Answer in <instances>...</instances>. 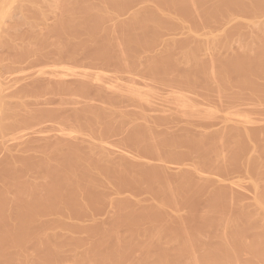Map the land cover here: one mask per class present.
Listing matches in <instances>:
<instances>
[{
    "label": "bare ground",
    "instance_id": "obj_1",
    "mask_svg": "<svg viewBox=\"0 0 264 264\" xmlns=\"http://www.w3.org/2000/svg\"><path fill=\"white\" fill-rule=\"evenodd\" d=\"M131 1L132 0H0V46L6 47L7 50H10V52H13L15 55L17 53L25 54V53H29V52H32V53L34 52L36 54L35 57L38 56V57H41L42 59L44 57V59H45L46 57H49L47 55H49V53H51V52H53V54L55 52L56 55H60V54H62V52L63 53L66 52L67 53V51H65V49H68V51H69V46H70V49L72 47V51H70V52L72 53L73 57H75L76 56L75 54H76V51H77L76 48L78 46L81 47L80 45H82L81 48H83V45H90L91 46V45L99 42L100 46H98V45L97 46L99 48H101L100 51L98 50L99 51L98 53L100 54V56L102 55L101 57H105L109 53H111V55H113L116 58V60L119 61L121 63V65L123 66V65H127L129 63V62L127 63V61L133 60V59H129L130 56H131V52L133 54V52H138V50H141V49L144 50V47L147 46V43L151 39L150 38L148 40V38L145 37L147 31L150 32V30H152L155 34L157 33L156 35L158 36L159 33L160 34L163 33L162 31H164L166 23L171 22V24H172L174 22V20H178V21H181V20L187 21V20H189L188 21L189 22V27H188V30H187L186 34L191 35V34H195L196 33L198 35V31H199L198 25L201 26L200 24H202V25H204V28H205L210 23H212V25H213V22L215 23V22L223 21V22H226V23L224 24V27L221 26L222 28L219 29L218 32L216 31L217 33L215 32V30L213 31L211 28H209L208 31L205 30L206 32L212 33L213 35H216V36L221 34L219 37L218 36L217 37L214 36V38L212 37L214 40H212V44L211 45H208L211 42H207L206 46H205L204 42L199 41L198 43H196L197 45L195 44L196 46L194 44H192V45H194V46H192L191 44L189 45V43L187 41L189 46L186 47V48L184 47L183 49H181L182 51H180V53H179L176 50L175 45L173 44L174 42L172 43V45H171V43H168L169 45L164 47L163 51H160L158 53L156 52V54L153 53V55L150 57V59H148L147 67L145 65L146 71L148 72V70L150 69V70L153 71L152 74L149 71L150 72L149 74H151V76L155 72H157L160 75L161 74L164 75L165 79H167L168 78L167 75L169 74L170 69L173 70L174 68H179L177 70L178 72L176 70H173L174 73H175V71L177 73L174 76V78H176V79L172 78L173 81L176 80V82H177V80H179L178 82L181 83V84L186 82V84L192 85V84H195V83H197L198 81L201 80V81L206 83V84L205 83H203V84H205V85L208 84L211 87L213 86L216 89V91L218 90V95L220 96V94H222V96H221L222 99L224 98L223 94L225 96H226V94L227 95L230 94L229 96L232 95L234 98H236V95L240 94L238 96L241 97V94H242L241 90L244 89V88H247V89H250V90L252 89V94L253 95L256 93V92L253 93L255 90L257 91V93H258V91H260L259 92L260 94H258V95H261V96H259V97H261V98L263 97L264 98V18L262 17L263 19L261 18L260 20H256L257 19V17H256L257 16L256 15L257 11L261 10L262 8H264V0H143L142 2H144V4L139 6L138 9H135L129 15L127 21H124V20H126V18H125L123 21L119 20L118 23L116 22L115 25H112V26L104 25V24L101 23L103 20H105V19L107 20L108 18L109 19H112V18L113 19L114 18L115 19H120V15L118 14L117 11H116L117 12V14H116L115 10L121 9L122 6H124L125 4H127L128 2H131ZM48 12H53V14L49 13V15H51L52 17L55 16L54 17V21H53L52 24H50V23L47 24L48 23L47 17L49 16V15L47 16ZM114 12H115V14H114ZM238 12H243V13L247 12L248 15H243L242 16L241 14H237ZM38 19L41 20L42 22H39ZM8 24H10V25H8ZM23 24L24 25L28 24V27H27L26 31H27V33L30 36H28V34H26V36L30 37L31 40L28 41V39L26 37L27 40H25V43H23L21 46H19L20 44L18 45L19 42L16 39L21 37L20 35H18L20 33L18 31H19L20 26L22 27ZM39 24H42V26L39 25ZM6 26H8V27H6ZM25 26H27V25H25ZM43 29H44V31L46 29H48L50 31V33H51V30L55 31L56 32L55 39H53L52 36H51V38L53 40H51L50 38L48 39V35L49 34L48 35H42L43 33L41 34V31ZM147 34H150V33H147ZM212 34H209V35H212ZM17 35L19 37L16 38ZM232 36H236V37L239 36L241 38H237V40H235V39L232 38ZM24 37H25V35H24ZM24 37H23V39H24ZM159 37H160V35H159ZM191 37H192V35H191ZM210 40H208V41H210ZM102 41H104V42H102ZM234 41L235 42L238 41V45H239L238 47L239 48L237 47L238 48L237 51L234 50L233 48H231ZM151 42H149V43H151ZM149 43H148L147 47H149ZM152 44H154V43H152ZM204 46H205V50L206 51H207L208 48H210L212 46L211 47L212 49H210L211 50V54H209L210 55L209 59H207V57L202 58L203 57L202 56V52L204 51V50L202 51V49H203ZM207 46H208V48L206 49ZM92 48H94V47H92ZM221 48H223V49L225 48L226 49L224 51L225 53L221 52L222 51ZM77 49L80 50L79 48H77ZM89 49H91V47ZM146 49H148V48H146ZM96 52H97V49H96ZM71 53H69V57H71V55H70ZM98 53H96V54H98ZM140 53H142V52H140ZM134 55L137 56V54H134ZM96 57H98V56H96ZM96 57H94V58H96ZM134 57H131V58H134ZM75 58L73 59V61L75 60ZM115 58H113V59H115ZM2 59H4V58H2ZM70 59H72V57ZM97 59H99V58H97ZM137 59H139V58H137ZM0 60H1V58H0ZM135 60H136V58L133 60V62ZM100 61H101V59H100ZM0 64H1V62H0ZM9 64H12V62L10 63V61H9ZM46 64H47L46 65V69H44L45 67L42 68L43 66L39 67L38 69L36 67L37 72H35L32 76L35 75L37 77H40V76L43 77L44 76L43 74H45V75L48 74L49 75V73H50V74H53V75H50L51 78L53 76H55V75L56 76H58V75L59 76H62V75L63 76L64 75L68 76V75H70V76H75V77L78 76L77 77L78 79H79V77H81L83 79V80H81L82 82L81 81L78 82V80H77V82H76L77 85L76 84H72L73 86H71L70 83L69 84L65 83L66 79L63 80L64 82L61 81L62 78H64V77H62V78L61 77H57V79L59 78L61 80L58 79L59 81L56 82V79H55L56 76H55V78H54L55 80L54 81L57 84L52 83V84H49V85H54L55 84L57 89H60V91H62L61 89L67 90V88H69V90H70L75 85V87H77V86L79 87V88L77 87L78 90L79 89L80 90L84 89V92H85V89L88 87V85L87 84L85 85V83H87L88 80L90 82V81H92L93 78H95L96 80L98 79V81L100 82V79H101L100 77H98L99 75H95V74L94 75L97 78L92 74L94 77H91V79H88L91 76V75H89L91 73H88L85 70H77L75 68H74L75 69L74 70V69H72L73 67L68 69L70 66L68 67L66 65H63L62 63L61 64H56V63L55 64H51L50 63V65L48 63H46ZM13 65H14V63H13ZM41 65H39V66H41ZM60 66H61V68H60ZM208 66H211L210 70L207 69ZM127 67H129V66H127ZM180 67H181V69H183L182 67H186V69H188V70H183L186 73L182 72V74H179V71H182V70H180ZM147 68H148V70H147ZM33 69H35V67H33ZM122 69L124 70V67ZM132 69H134V66L132 67ZM193 69H197V71H199L200 75H197V73L195 74ZM0 70H1V68H0ZM8 70L10 71V69H8ZM13 70H17V69H12L11 71H13ZM29 71H28V73L26 72L28 74L27 77L31 76V75L29 76ZM17 73H21V72H19V70H18ZM23 73H21V74L24 75V79H26L27 78V77L25 78L26 73L25 74H23ZM170 73L172 75L174 74V73H172V71ZM13 74H15V72ZM128 74H131V73L128 72ZM9 75H11V74H9ZM9 75H8V77H9ZM140 75H143V74H140ZM155 75H156V77L157 76L159 77V75H157L156 73H155ZM16 76H17V74H16ZM35 76H34V78H35ZM171 76L169 74V77H171ZM45 77L46 76H44V78ZM130 77H133V76H130ZM156 77L154 76V79ZM164 77L162 76L161 78H164ZM48 78H49V76H48ZM51 78H50V80H51ZM161 78H160V80H161ZM39 79H41V78H39ZM72 79H74V78H72ZM86 79H88V80H86ZM95 79H93V80L95 81ZM168 79H169L168 81L170 83L171 79L170 78H168ZM67 80H68V78H67ZM68 81H70V80H68ZM85 81H87V82H85ZM155 81H157V80L155 79ZM182 81H184V82H182ZM201 81H200V83L202 84ZM43 82H44V80H43ZM45 82H47V78H46ZM105 82H103V83H105ZM40 84H42V83H40ZM89 84L92 85L91 83H89ZM172 84H174V82ZM2 85H3V83H2V80L0 79V112L2 111L4 113L3 119H0V128H1V130L2 129H6V128L14 127V126H16L17 124H19L21 122L20 121L21 116H19V110L16 108V106H18L19 102L23 103L22 101H24L23 99H22V101H18V97H17L16 103H17V101H18V103L15 104V101H13L14 104L16 105L15 107L14 106H10L11 103H10V105H8L6 103L7 102L6 96L4 95L6 93L3 92V88H2L3 86ZM43 85H45V84H43ZM97 85L101 86V88L104 87L103 85H101L99 83H97ZM154 85L156 86V84H154ZM177 85H180V84H177ZM85 86H87V87H85ZM105 86H107V84ZM198 86H200V85H198ZM47 87H49V86H47ZM110 87H108V88H110ZM112 87H114V86H112ZM133 87H132V89L134 90V92H136V90L134 89L135 87L134 88ZM157 87H159V86H157ZM175 87H177V86H175ZM211 87H210V89H211ZM49 88H51V87H49ZM89 88H87V90ZM206 88L209 89L208 86ZM28 89H29V87H28ZM111 89H113V88H111ZM130 89H128V91H130ZM185 89L187 90V88H185ZM193 89H192V91H193ZM75 90H77V89H75ZM114 90H115V87H114ZM187 91L189 92V90H187ZM198 91H200V89ZM203 91L205 92V90H203ZM17 92H18V90H17ZM55 92H56V90H55ZM67 92H69V91H67ZM70 92H71V90H70ZM130 92L133 93L132 91H130ZM194 92H195V89H194ZM209 93H211V92H209ZM257 93H256V95H257ZM136 94H139V92H136ZM206 95H208V94L206 93ZM216 95L217 94H215V96ZM246 95H249V93L246 94ZM253 95L250 94L249 96L251 97ZM219 96H217V97H219ZM20 97H22V96H20ZM130 97H131V95H130ZM213 97L214 96H212L211 98H213ZM61 98L62 97H60V99ZM186 98H188V97L186 96ZM203 98H205V97L203 96ZM209 98H210V96H209ZM237 98H239V97H237ZM131 99H133V98H131ZM245 99H247V98H245ZM248 99H250V98H248ZM61 100H62V103H66L64 97ZM63 100H64V102H63ZM68 100L69 99L67 98V101ZM255 100H257V99H255ZM238 102H239V100H238ZM88 103H90V102H88ZM88 103H87V105H88ZM244 103H245V100H244ZM246 103H247V101H246ZM23 104H22L23 108H24V106L26 108L27 104L26 105H25V103H23ZM19 105H20V103H19ZM22 105H20L19 107L21 108ZM28 105H29V103H28ZM90 106H91V104H90ZM90 106H89V108L88 107L84 108V110L87 111V112H84V113L88 114V112L90 111V113L92 115H95L96 112H95V114H93V112H91V110H90L91 109ZM59 107H61V106H59ZM93 107H95V106H93ZM86 108H88L89 111ZM103 108L106 109L105 107H103ZM103 108H101V109H103ZM28 109H29V111H28ZM28 109H27V111H25L26 114H24V117H27V118L32 117L33 118L34 117L33 116L34 113L30 112V108H28ZM32 109H34V108H32ZM53 110L56 111L54 108H53ZM53 110L52 109L51 110H49V109L46 110L45 109L42 112H44V111L50 112V111H53ZM22 111H24V110H22ZM22 111H21V113H22ZM104 111H103V113H105ZM247 111H249V110H247ZM247 111H246V113H247ZM113 112H116V111L113 110ZM118 112H120V116H121V112L122 111H118ZM40 113L41 112L39 110V113L37 112L36 115H38ZM44 113H46V112H44ZM76 113H77V111H76ZM80 113H81V111L78 113V116H80V115L82 116V114H80ZM101 113L98 112V114H101ZM103 113H102V115H103ZM139 113H141V112H139ZM174 113H175V111H174ZM196 113H198V112H196ZM207 113H205V114H207ZM242 113H240V114H242ZM91 114H90V116H92ZM107 114H108V112H107ZM184 114H185V112H184ZM193 114H194V112H193ZM84 115H86V114H84ZM175 115L177 116V114H175ZM88 116H89V114H88ZM88 116H86V117L88 118ZM97 116L91 118V120L95 119L99 123L100 121H98V120H101V119H98L99 116H98V118H97ZM105 116H106V113L104 114V117ZM122 116H123V113H122ZM248 116H249V114H248ZM39 117L35 116V118H38V119H39ZM124 117L125 116H123V118ZM126 117H127V115H126ZM126 117H125V119H126ZM186 117H189V114ZM206 117H208V116L206 115ZM0 118H2V117H0ZM77 118H80V117H77ZM83 118L85 119L84 116H83ZM111 118H112V116H111ZM111 118L109 117V120H106L105 118L104 119L106 121H110ZM123 118H120V119L124 120ZM204 118H205V116H204ZM242 118L244 119L245 117H242ZM7 119H8V121H6ZM38 119H37V121H39ZM120 119H118V120H120ZM29 120H31V119H29ZM79 120H81V119H79ZM88 120H89V118H88ZM88 120H87V122H88ZM146 120H148V119H146ZM76 121L78 122V120H76ZM106 121H103V122L101 121V122L102 123H106ZM115 121H116V119H115ZM247 121L249 123H253L252 119L250 118V116H249V118L247 117L246 120H244L243 122H245L247 124L248 123ZM25 122H27V120L24 121V124L26 126L27 123H25ZM87 122H84V123L89 125ZM111 122H114V120L111 121ZM141 122H144V121L143 120L140 121L139 127L141 128L140 125H142V128L143 127L146 128L147 125L145 126V123L142 124ZM21 123H23V122H21ZM147 123H149V122H147ZM226 123H227V121H226ZM109 124H110V122H109ZM135 124H137V126H138V123L135 122ZM230 124H231L230 125L231 127H228V128L225 127V129L227 128L226 131L228 130L226 133H221L222 131L225 132V130H222L221 132H219V130L217 129L218 131L215 130L213 132H206L204 130V132H199L198 134H195L194 136L192 135L194 137L193 138L194 142L192 141L193 142L192 144L194 145V143H195L197 148H198V146L199 147L203 146L202 147L203 151L204 152L207 151L206 154L208 156H209V153H210V152L208 153V151L209 150H214V152H213L214 153V157H215V159H213L214 162H216L217 160H219V161L221 160V162H222L223 160L226 161L227 159H225L226 155L224 154L225 157H223L224 155L222 154V151L220 152V150H218L220 148L219 144L223 145V143H225L226 141L227 142L229 141V143H228L229 145L231 143H233V142H234V144L236 143L235 145H239L242 142V140L245 139V141L247 142V143L245 142V145H247V144L249 145L248 142H252L251 140L254 137H256L255 135H258L261 132V131H259V129H257L258 131L255 132V130H256L255 128H254L255 129L254 131L253 130L251 131V129L249 128L251 126L248 125V124H247V126H248L249 130L247 129L245 124H244V126L243 125L241 126V127H245V128H240L239 127L240 125L237 126V125L232 124V123H230ZM76 125H77V123H76ZM90 125L93 127L94 123L90 124ZM90 125H89V129L92 128ZM98 125H95V126L97 127ZM190 125H192V124H190ZM190 125L188 124V126H190ZM253 125H255V124H253ZM253 125H252V128L255 127ZM21 126H23V124ZM30 126H32V125H30ZM72 126L73 125H71V127ZM102 126H104V125H101V127ZM137 126H134V127L135 128H139ZM149 126H148V128H149ZM227 126H229V124H227ZM27 127H29V126H27ZM32 127L34 128V125ZM55 127L58 130L60 128V127L58 128L57 125ZM82 127H84V126H82ZM154 127H155V125H154ZM75 128L77 129V126ZM131 128H133V127H131ZM145 128L143 129V131L145 130ZM190 128H188V129H190ZM260 128L262 129V126ZM28 129L31 130V127L28 128ZM50 129H54V128H50ZM56 129H54V130H56ZM69 129H70V127H69ZM85 129H87V128H85ZM121 129H123V128L121 127ZM184 129L187 130L186 126H185ZM184 129H182V130H184ZM71 130L74 131V129H72V128H71ZM95 130H99V129H95ZM132 130H133V132L135 130L137 133H139V131H137L136 129H132ZM148 130L149 129H147L146 131H148ZM153 130H154V128H153ZM185 130H184V132H185ZM263 130H264V127H263ZM13 131H12V133H13ZM23 131H25V130H23ZM23 131H22L23 134L28 132L27 130H26L27 132L26 131L23 132ZM62 131H65V130H62ZM143 131L142 130L140 131L141 135H143L142 134ZM187 131L190 134L192 133V131L191 132L189 130H187ZM10 132H11V130H10ZM20 132L21 131L16 132L15 134L16 135L22 134ZM35 132H37V131H35ZM149 132H148V137H149ZM188 132L187 133L185 132L184 134L188 135ZM1 133H2V131H1ZM31 133H33V132H31ZM146 133L147 132H145L144 135ZM193 133H197V132H193ZM263 133H264V131H263ZM124 134H125V132H124ZM130 134H132V133H130ZM139 134H137V135H139ZM6 135L7 134H5L4 136H6ZM78 135H76V133H75L74 134L75 138H76V136L80 137ZM173 135H175V134H173ZM260 135L262 136V134H260ZM57 136H58V134H57ZM126 136H128V133H127ZM192 136L189 135V137H192ZM29 137H31V135L28 136V138ZM33 137H34V134H33ZM33 137H32V139H33ZM39 137H41V136L39 135ZM143 137H146V135L143 136ZM148 137H146L145 140L148 139ZM164 137L166 138V135ZM164 137L162 136V138H164ZM0 138H2V136ZM28 138H25V139H27V141H28ZM45 138H47V137H45ZM67 138L68 137H66V139H64V140H67ZM139 138H140V136H139ZM139 138H138V141H139ZM6 139H7V137H6ZM8 139H9V137H8ZM8 139H7V141H8ZM41 139L43 140L44 138H41ZM159 139L160 138H158L157 140H159ZM263 139H264V137L262 138V140ZM11 140H12V138H11ZM56 140H58V139L56 138ZM125 140L127 141V139H125ZM141 140H143V139H141ZM141 140L139 141V143L143 142ZM149 140H153V142L156 141V139H153V137H152V139H149ZM257 140H259L258 137H257ZM30 141L33 142V140H31V139H30ZM38 141L39 140L35 141V144H39L41 142L40 141L39 143H36ZM50 141H52V140H50ZM61 141H62V139L60 140V143L57 142L60 145L57 144V148H55V149H54V144H53L55 141L52 142L53 149H51V150L49 149L48 151L45 150L48 153L43 151L44 149L40 150L42 148L40 146L41 148H39L38 150H40L41 154L38 155V158H37V155H36L37 153L32 150L34 152L33 155H36L37 160L39 159L38 163L35 161V166L36 167H33V168L39 170L38 171V176H40L39 175V172H40V174L43 175L42 179L45 182H46V180H48V176L50 177V179L48 180L49 182H47V183L42 182L41 179H40L41 177L40 178L36 177L37 176V173H36L37 171H35L34 169L33 170L36 173L35 174L36 176H34L36 178H34V179H33V177H32V179L29 178V175L27 176V173L30 174L29 171L26 174H22L26 170H24V167H23L24 165H22V163H21V160H22L21 158L18 157L20 162L15 160V159H9L7 161L5 159V161H6L5 164H4L5 161L3 162L4 159L2 160L1 164L3 163L4 165H0V168L2 169L5 166L6 169L8 168L9 172H7L8 170L4 171L5 174H6V176H5L6 179L2 183H0V263L5 262V261L8 263V262H11L13 260V262H14V263L12 262L13 264H30L31 259L33 260L34 257H36V261L39 264H51V263H48V261H46L47 258L49 259L52 254H53V257L55 255L57 257V254H54V253H58V254L61 253V252L64 253V249H68L69 246H68L67 243H70V242L66 241V238L63 237V240H62V237H59L57 234H55L53 232H50L49 230L51 229L50 228L51 226H49V228H48L49 230L48 229L46 230V228L42 229V227H40V226H43V225H39V227L42 229L41 231H39V228H38V230L36 229L37 228V224L36 223L39 224L40 221L43 222V220H44V219H40V217L39 218L36 217L40 213L39 211L44 205L48 206L49 205L48 203H53L54 204V202H55L56 204L59 203L58 204L59 206H62V205L66 206L65 202H67V201L69 202L70 201L69 202V205H70L71 202H72L71 200L75 199L74 200L75 201L74 202L75 205H77V203H79V202L80 203L82 202L81 204L80 203L79 204L83 205L85 210L86 209L90 210L89 206L91 205V202H93V201H91L89 198H86L87 200L89 199L91 201L90 204L88 203L89 205H86L87 202H85V201H87V200L84 197V199H85V201H84L83 196H85V195H82V193L86 194V196L87 195L89 196L90 195L89 194L90 189L93 190L92 186L95 183H97V181L94 180L97 177H95L94 175H96V176L97 175H101V173H100L101 169L102 170H104V169L107 170V168H104V167H102L99 170L98 169V164L103 165V166L104 165H111V163L113 161L111 162V159H109V155H106L105 153H101L99 159L95 158L96 157L95 156V152L96 151L92 149L93 148L92 146H91V148L87 149V150H89L88 152L85 151L86 153L84 151H83V153H80L82 151L78 152L80 149H78L76 147L75 148H73V147H69L68 148V147L65 146L68 140L66 141V143H65V141H63L65 143V144L63 143L64 144L63 146H65L64 148L68 149V150L64 151L65 149L64 150L60 149V146L62 147ZM164 141L166 142L165 139H164ZM25 142L26 141H24V143ZM148 142H145V145L147 144L148 147L145 146L144 149H146V148L148 149L151 146ZM160 142H161V140H160ZM186 142H187V140H186ZM2 143L5 144V140L1 139L0 144L2 145ZM19 143H20V141H19ZM21 143H23V142H21ZM28 143H30V142H28ZM42 143H43V141H42ZM45 143L47 145L50 144V142L49 143L45 142ZM45 143H43V145ZM70 143L73 144V146L75 144V143H72V141ZM131 143H133V142H131ZM139 143L137 142V144H138V146L136 145L137 148L140 145H143V144L139 145ZM150 143H152V142H150ZM176 143L174 142V143H172V145L176 144ZM243 143H244V141L241 143L242 146H244ZM260 143H259V145H260ZM262 143H263V144H261L262 147L258 148L259 150L261 149V151H258L259 153L257 152L255 156H252V158H249V160H248L249 161L248 163L250 164L252 170H253V168L257 169L258 171H260V173L263 170V169L260 170L261 169V165L264 166L263 165L264 164V142L262 141ZM52 144H50L49 147H51ZM55 144H56V142H55ZM153 144L154 143H152V146L154 148L157 143L154 144V145ZM163 144H165V143H162V145L160 143V146L161 147L165 146ZM253 144H255V143H253ZM33 145H31V146H33ZM47 145H46V147H48ZM58 146H59V148H58ZM190 146L192 147L191 144H190ZM1 147L2 146H0V148ZM141 147H140V149H141ZM157 147H158V145H157ZM227 147H228L229 150H231V148H234L235 146L233 145V147L230 148V146L227 145L226 148ZM35 148H36L35 151H37V147H35ZM166 148L168 149L169 145L166 146ZM166 148H164V149H166ZM204 148H205L206 151L204 150ZM216 148H217V150H216ZM221 148H223V147L221 146ZM76 149H78V151ZM159 149L160 148H158L156 150H158V152H160L161 149L160 150ZM173 149H174V147H173ZM199 149H201V148H199ZM228 149H226V150H228ZM237 149H240V148H237ZM5 150H4V153H5ZM7 150L9 151V148ZM154 150H153V153H154ZM170 150H172V149H170ZM170 150L168 149L167 151L169 152ZM8 151H6V156H7V152ZM138 151L139 150H137V152ZM177 151H179V149H177ZM40 152H38V153H40ZM145 152H148V151H145ZM150 152H152V150ZM225 152L228 153V151H225ZM231 152H232V150H231ZM231 152H230V155H231ZM29 153L31 154L32 152H29ZM138 153H140V151ZM164 153H165V151H164ZM13 154H12V156H13ZM8 155H10V154L8 153ZM242 155H244V154H242ZM20 156H22V155H20ZM208 156H206V157L208 158ZM210 156H211V153H210ZM9 157H11V156H9ZM33 157H35V156H33ZM238 157H239V155H238ZM209 158H212V156L209 157ZM209 158L207 159L208 161H206V162H209L210 160L212 161V159L209 160ZM127 159H129V158H127ZM25 160H27V157H26ZM159 160L161 161V159H159ZM92 161H96L97 162L95 164V166L97 165L96 167H94ZM225 161H223V162L225 163ZM217 162H216V164H217ZM223 162H222V164H223ZM130 163H132V162H130ZM218 163H220V162H218ZM27 164H26V168H27ZM127 165H128V163H127ZM159 165H161V164H159ZM111 166H114V167L110 168L111 170H113V168L117 167L116 169H118L119 171L115 170V169H114V171L115 172L118 171L119 172V176H123V177L125 176L124 174H126V176H127V173H129V174L134 173L136 175L139 172V170H138V172L135 173L134 172V171H136L135 169H134V171H131L130 168H128V166H125V165H123V167H120L121 163L119 165L118 162L116 164L111 165ZM142 166H143V164H142ZM154 166H156V163L154 164ZM161 166L164 167L163 164ZM223 166H224V164H223ZM159 167H158V169H160ZM139 169H140V166H139ZM143 169H144V166H143ZM158 169L156 171L157 173L154 171L155 168L152 169L153 170L152 173H154V175L155 174H160L158 172ZM164 169L161 168V170H159V171H161V172L163 171L164 172ZM183 169H185V168L183 167ZM197 169H198V167H197ZM33 170H32V172H33ZM129 170L131 171V173L129 172ZM145 170H147V169H145ZM108 171H109V169H108ZM114 171H111V172H114ZM120 171L123 172V173H121ZM255 171L256 170H254V172ZM8 173H10V175ZM109 173H110V171H109ZM142 173L137 174V176L142 174ZM152 173L147 174V176L148 175L149 176L152 175ZM190 173L187 172L186 175H189ZM196 173H198V171ZM20 174H22V175L20 177H18ZM113 174L117 175V173H113ZM113 174H111V175H113ZM134 174H132V175L135 177ZM161 174H160V176H164L163 173H161ZM164 174H165V172H164ZM201 174H203V173L200 172V178H201ZM256 174H258V173L256 172ZM8 175H9V177H8ZM90 175H91L92 178L93 177H95V178L92 179L91 177H89ZM104 175L105 176L107 175L106 171H105ZM115 175H113V178H114ZM132 175H130V176H132ZM142 175H140L139 177H142ZM154 175H152L150 177L149 176L147 177L146 174H145V176H143V177H146L148 180H150V178L151 179L153 178V180H151V182H152L151 187L153 188V190H155L156 187L154 188L153 186H157L158 189L156 188V190L157 191L158 190L161 191V192H158L159 194H157V197L155 196V198H153V202H151L152 204H150V206H149L151 208L149 211L151 212V210L153 209L152 212L155 210L158 213H160L162 215V219H161L162 221L161 222H156L161 217V215L159 214L160 216H158V213L156 214V212H154L156 215H154V214L152 215V213L150 214V212L148 213L147 210H146L147 211L146 212L145 209H144V211L140 210V212H139L138 210L144 207V205H143V207H141L142 205L140 206V202L137 203L138 205L136 204L137 208H138V206L140 207V208L137 209V208H134L135 205L133 207L132 206L133 204H130L129 202H127L126 199H124L127 203H129L131 205V206L129 205L130 209H126L125 208V210H124V207H123V209L121 210L120 208H118V209H120L118 213L121 216L120 217V220L122 222L121 224H123V222H124L125 224H123V225H126V224L128 225L129 228L125 227V229H128V231L126 230L127 231L126 233H125V231H124V233H121L120 230H119V227H117V224H112L109 227H106L105 223H103L104 226L101 225L102 223L100 225H99V223H98V225L96 224V226H99V229L96 226H93V227H95V229H97V231L94 229V231H96L97 233H98V230H99V233H98L99 236L97 235V237H95L96 235H93V237L95 239L96 238L97 239L94 240L92 238L91 240L93 242H91V240H90L89 241L90 243L88 244V246H87L86 240H85V243L82 242L83 244H85V246H87L86 248H88V249H86L87 251H85L84 253H81V255H78L77 253L76 254L74 253L77 250H75L74 252L71 251L74 254V257L72 256V260L73 261H71L72 262L71 264H239L241 261L244 264L245 260L249 259V258H250V260L252 259V263L249 262V261H246V263L249 262L251 264H264V190L263 189H262V191L259 190L260 191L259 193L257 192L256 194H254L255 195L254 196V203L252 205H250L251 207L249 206L250 208H248V206L245 208L244 207L245 205L244 206L239 205L241 207V209H239V211L241 210L240 214H234V213L226 214L225 210L223 211V209H224L223 208L224 207L223 203H224L225 200H222V199H221V202L223 201L222 204L220 202V204L214 203L215 205H212L213 204L212 203L211 204L212 206L210 205V207L208 206L207 208H204L201 213H199V211H198V213L200 215V217H198V218H200V223H199V225L201 226V228H200L201 231H200V229H198V227H196V226L193 228V226H194L193 223H192L193 226H191L192 224L189 225L188 222L190 221V219H189V216H187L188 214L186 215L188 218L187 217L185 218L184 217L185 215L182 216L180 213L173 215L171 213V205L172 204L176 205L177 203H179L178 200L181 199V198H182V200H180V202H185V201H183V199L188 200V199H190L188 196H192V195L195 196L194 193H197L200 187L204 188V186L202 184H204L203 182L207 181V180L205 181V179L208 178V177L205 178L203 176L204 175L203 174L202 177H204L205 179L203 181L202 180H198V181L196 180L197 184L196 183L193 184L194 185V187H193L192 184L191 185L188 184L189 186L186 185L187 183H189L191 181L190 180L191 177H192V179L194 178L193 174H192L193 176H191V174H190L191 177L187 176V178L189 177L188 178L190 180L189 182H188V179H186L187 182L185 180H182L185 174L182 175V179L181 180L183 182L185 181L186 184L183 183V182L177 183V180L180 177H178V178L176 177L177 178L175 180L176 181L175 183H177L176 185H174V183L172 184L170 182V181H172L171 179H173V178H171V179L169 178L171 176L167 177L170 180H168L167 178H163V177H162L163 178L162 180H159L161 177L158 176L159 179H157V178H155L156 176H154ZM165 175L167 176V174H165ZM178 175H180V174H178ZM31 176H33V175H30V177ZM45 176H47V177H45ZM105 176L102 175L103 178ZM119 176H117V177H119ZM44 177L47 178V179L45 180ZM258 177H259V175H258ZM3 178H4V176H3ZM100 178H101V176H100ZM116 178L114 180H116ZM197 178H198V176L196 177V179ZM91 179L95 182L94 184L91 182L92 181ZM99 179H97V180H99ZM251 180H255V178H253ZM259 180H260V182H258V179H257V181L256 180L253 181L252 185H254L256 189H258L260 187L261 180H262V182L264 184V170H263V179L259 178ZM106 181H108V178H107ZM119 182L121 183V180ZM151 182H149V183H151ZM153 182H155L156 185H154ZM208 182H209V180H208ZM240 183L237 181L234 184H240ZM98 184H100V182ZM98 184L96 186H99V187L93 186L95 192H98V191H96L97 189H99L100 192H101V190L105 189L104 185H105V187L108 185V183H107V185L106 184L103 185L102 182H101L100 185H98ZM101 185H102L103 189H101L102 188ZM206 185H207V182H206ZM233 185H231V186H233ZM85 186H86V188L88 186H91V188H89V187L87 188V189H89V190H87L88 193L85 191V188H84V190L82 189V187H85ZM225 188L226 187L221 188L222 190L220 189L221 192H222V193L220 192L222 196H224L225 194L228 195V193H229L228 191H226ZM252 188H254V187H252ZM263 188H264V186H263ZM156 190H155V192H156ZM82 191H84V192H82ZM94 191H92L93 194H94ZM225 192H227V193H225ZM255 192H256V190H255ZM218 193H219V191H218ZM220 193H219V195H220ZM223 193H225V194H223ZM98 194H100V193H98ZM64 195H67L69 198L64 196ZM219 195H218V197L216 196L215 198H219ZM63 196L66 197V200L63 198ZM62 198H63L64 201L62 200ZM67 198L68 199L72 198V199L67 200ZM90 198L92 199L91 196H90ZM95 198H96V196H95ZM212 199L214 200V198H212ZM124 200L120 199V201H122V202ZM226 200H227V198H226ZM234 200H236V198ZM234 200L230 199V201L228 200L229 203L226 201L227 203H224V205L228 204V206L234 207V205H238V202L240 203V201H241V200L238 201L239 199H237V201H234ZM61 201L63 203H65V204H61L60 205ZM130 202L134 203V202H137V201L133 202L130 199ZM186 203H187V201H186ZM190 203L192 204L191 201H190ZM53 204L51 205L52 206L51 209H54L53 212H55V210H57V209H55L56 207L53 208L54 207ZM79 204L77 205L76 208H79ZM188 205H186V206H188ZM45 206L43 208H45ZM176 206H178V205H176ZM235 207H238V206H235ZM49 208L46 207L45 208L46 211ZM67 208L68 207H66V210H67ZM70 208H72V207L69 206V209ZM197 208H199V207H197ZM80 209L82 210V208H79V211H80ZM63 210H64V208H63ZM66 210H64L65 213L67 211L69 212V210H67V211ZM85 210H83V213L87 212ZM226 210H227V208H226ZM43 211L44 210L42 209V213H43ZM61 211H62V209H61ZM61 211L57 210V213L58 212L60 213ZM231 211H232V209H230V212ZM37 212H39V213H37ZM48 212H52V211L51 210L47 211L46 214ZM63 212H61V213H63ZM134 212H137V214H139V213L143 214V216H141L140 214L138 215L140 217L139 220H141V219L144 220L143 218H146L145 216L150 214V215H152V216L149 215L150 217H153V216L156 217V218L153 217L155 219V221H154V219H151V218H149L147 216L146 219H148V218H149V220L151 219V221H150L151 223L148 226L145 225L146 227H140V225L138 226L136 224L141 223L142 220H141V222H138L139 221L138 218H137L138 216L135 217L136 213L134 214ZM144 212L148 213V214L146 215V214H144ZM191 213H193V211H191ZM43 215L44 214H42V216H41L42 218H44ZM115 217H116V215H115ZM118 217H119V215H118ZM141 217H143V218H141ZM157 217L159 219H157ZM60 218H62V221H65V220H63L64 217L61 215V217L59 216V220L58 221L55 220L59 224H61L60 223L61 222ZM190 218H192V216H190ZM36 219H38V220L40 219V221H37ZM57 219H58V217H57ZM113 220H114V217H113ZM120 220H119V222H120ZM44 223H45V221H44ZM46 223H48V225H49V221L46 222ZM116 223H118V221H116ZM194 223H196V222H194ZM45 224H44L43 227H46ZM59 224H57L58 225L57 227H59ZM210 224H212V225L213 224H215V225L217 224L219 227L222 228V230H221V228H218L219 230H221V232L217 233V237H216V239H214V241H216L217 244H213V243H215L213 241H212L213 243H210V244H213L215 246H217V245L218 246L217 247H212L213 245H211V248L208 247V249L205 250V252L196 253L194 251V247L196 245L200 244V242L203 243V241L205 242V240H206V237L204 236V233L202 232V230H203L202 227L205 228L206 226H208ZM119 226H120V224H119ZM93 227L91 226V228H93ZM137 228H138V230H137ZM56 229H58V228H56ZM91 230H89V231L91 232ZM246 230L252 233L251 237L248 238L244 234V232ZM54 232H56V231H54ZM251 233H250V235H251ZM94 234H96V233H94ZM210 234H211V232H210ZM245 237H247V238H245ZM81 238L82 237L77 238V239L80 240ZM163 238H165V239H163ZM64 239H65L66 244H67L68 247L63 245ZM74 241H75V244L78 242V241L76 242L75 238H74ZM74 241H71L72 244H73ZM80 241H84V240L81 239ZM239 243H241V245H239ZM30 244L34 245L36 250L38 251L37 254L31 256L32 258L30 257L31 253H29L30 255H28V252L25 251L26 246L27 247L31 246ZM72 246H75V245L73 244ZM78 246L75 247V248L78 249ZM134 249H138L140 252L136 251L137 253L135 252L136 253L135 254L134 251H132ZM66 251L68 252V250H66ZM241 251H245V252L247 251V253L249 255L247 253H245V254L250 256V257L247 256L248 258H246L245 260H241L240 261L239 259L242 258L241 256H239V254L242 255ZM71 252L69 251L68 253H71ZM63 253H61L60 255H63ZM66 253H64V255H66ZM68 253H67V255H69ZM129 253H133V255H137L139 253L138 255H140V256L137 255L136 256L137 258L132 260V258H133L131 256L132 254L129 255ZM184 253L186 254V256L184 258H181L180 255L184 254ZM127 255L131 256L132 258H129V256H127ZM48 256H50V257H48ZM126 256L128 258H126ZM65 257L63 256V258H65ZM52 261L54 263L56 262L57 264H59L58 261H55V259L51 260V262ZM3 264H5V263H3ZM8 264H10V263H8Z\"/></svg>",
    "mask_w": 264,
    "mask_h": 264
},
{
    "label": "rangeland",
    "instance_id": "obj_2",
    "mask_svg": "<svg viewBox=\"0 0 264 264\" xmlns=\"http://www.w3.org/2000/svg\"><path fill=\"white\" fill-rule=\"evenodd\" d=\"M143 0H132L131 2H128L127 4H125L124 6H122L121 7V9H117V10H115V12L117 11L118 12V14L120 15V19H105V20H103L101 23L102 24H104V25H108V26H112V25H115V23L117 22L118 23V21L120 20V21H123L125 18H126V20H124V21H127L128 20V17H129V15L135 10V9H138L139 8V6H141L142 4H144V2H142ZM146 6V5H145ZM126 9V10H125ZM263 9V10H262ZM261 10H259V11H257V19L256 20H260L262 17L264 18V8H262ZM123 11V12H122ZM115 12H114V14H115ZM117 12H116V14H117ZM260 12V13H259ZM49 13L50 14H53V12H48V14H47V16L49 15ZM243 12H238L237 14H241L242 16L243 15H248L247 14V12H244L243 14H242ZM259 13V14H258ZM250 15V14H249ZM51 15H49L48 17H47V21H48V23L47 24H52L53 23V21H54V17L55 16H51ZM50 18V19H49ZM259 18V19H258ZM262 18V19H263ZM39 20V19H38ZM37 20V21H38ZM189 20H187V21H185V20H181V21H178V20H174V22L171 24V22H169V23H166V25H165V29H164V31H162L163 33L162 34H160L159 33V35H160V37H159V35L157 36L152 30H150V32H148L147 31V33H150V34H147L146 33V35H145V37H147L148 38V40L150 39V41L149 42H151V43H149V47H147L148 46V43H147V46H145L144 47V50H138V52H133V54H132V52H131V56H130V58L129 59H135L136 58V60L133 62V60H131V61H127V65H121V63L119 62V61H117L116 60V58L113 56V55H111V53H109L107 56H105V57H101L100 56V54L98 53L100 50H101V48H99L98 46H100L99 45V42L98 43H95V44H93V45H83V48H81L82 47V45H80L81 47H77V48H79L80 50H78L77 48H76V58L75 57H73V55H72V53L70 52V51H72V47H71V49H70V46H69V51H68V49H65V51H67V53L66 52H62V54H60V55H56V53L54 52V54H53V52H51V53H49V55H47V56H49V57H46L45 59H44V57H43V59L41 58V57H35L36 56V54L33 52H29V53H25V54H21V53H17L16 55L13 53V52H10V50H7L6 49V47H3V46H0V58H1V60H0V62H1V64H0V68H1V74H0V76L2 77H0V79L2 80V83H3V92L4 93H6V94H4L5 96H6V100H7V104L8 105H10V103H11V105L10 106H16L15 104H17L18 103V101H22V99L24 100V101H22L23 103H25V105L27 106L26 108H25V106H24V108L26 109H24L23 108V103H21V102H19L20 103V105H22L21 106V108L19 107L20 105H19V103H18V106H16V108L19 110V116H21V119H20V121L21 122H23V123H19V124H17L16 126H14V127H11V128H6V129H2L1 130V128H0V133H1V131H2V133L0 134V137L2 136V138H0V142H1V139H3V140H5V144H3L2 143V145L0 144V146H2L1 148H0V165H4L5 163H6V161L7 160H9V159H15V160H17V161H19V158H21L22 160H21V163H22V165H24L23 167H24V170H26L24 173H22V174H26L28 171H29V173L30 174H28L27 173V176L29 175V178H31L32 179V177H33V179L34 178H40L41 179V181L42 182H44V183H47V182H49L48 180L50 179V177L48 176V180H46L47 178H45V177H47V176H45L44 177V179L46 180V182L42 179L43 178V175H41L40 174V172H39V175L40 176H38V171L39 170H37V169H35V168H33V167H36L35 166V161L38 163L39 162V159L37 160V158H38V155L39 154H41V152H40V150H42V149H44L43 151H48L49 149L51 150V149H53V144H54V149L55 148H57V144H59L60 143V140L62 139V141H61V145H62V147L60 146V149H62V150H64L65 148V146L66 147H73V148H78V149H80L79 151H78V149H76L78 152H80V151H82V152H80V153H83V151L85 152H88L89 150H87V149H89V148H91V146L93 147L92 149L93 150H95L96 152H95V158H97V159H99L100 158V154L101 153H105L106 155H109V159H111V165H113V164H116L117 162L119 163V165H120V163H121V166L120 167H123V165H125V166H128V168H130V170L131 171H134V169L136 170V171H134L135 173H137L138 172V170H139V172L137 173V174H139V173H142V174H140V175H142V177H139L140 175H138L137 176V174L135 175L134 173H131V171L129 170V172L131 173V174H129V173H127V176H126V174H124L125 176L123 177V176H119V170L118 169H116L117 167H115V168H113V170H111L110 168H112V167H114V166H111V165H100V164H98V169L100 170L102 167H104V168H107V170L106 169H104L105 171H106V176L104 175L105 174V171L104 170H102L101 169V175H94L95 177H97L96 179H94L95 177H91V175L89 176V177H91L92 179H94V180H96L97 181V183H95L92 179V183L94 184L93 186H96L99 182H100V184H101V182H102V184L104 185V184H106L107 185V183H108V185L105 187V185H104V190H101V192H100V190L99 189H97L96 191H98V192H95L94 191V187L92 186V188H93V190L92 189H90V191H89V196L87 195L86 196V194H84V193H82V195H85V196H83V199H84V197H85V199L86 198H89L91 201H93V202H91L89 199L87 200V201H85V199H84V201L85 202H87V204L86 205H89L90 204V202H91V205L89 206L90 207V210L89 209H86L85 210V208L83 207V205H80L79 203H77V205L79 204V208H82V210L80 209V211H79V208H76L77 207V205H75L74 204V200H71L72 202H71V204L69 205V202L67 201V202H65V203H63L62 201H61V203H60V205L61 204H65L66 206H59L58 204H56L55 202H54V204L53 203H48L49 205L47 206H45V208L47 207V208H49V209H47V211H52V212H48L47 214H46V209L45 208H41L40 209V213L39 212H37V213H39L36 217L37 218H39L40 217V219H44L43 220V222L42 221H40V219L38 220V219H36L37 221H40L39 222V224L38 223H36L37 224V230H38V228H39V231H41L42 229H45L46 228V230L49 228V226H51L50 228V232H53V233H55V234H57L59 237H62V240H63V237L64 238H66V241H69L70 243H67L68 244V246H67V244H66V241H65V239H64V241H63V245L64 246H67L68 247V249H64V253H66L67 251L66 250H68V252L70 251H75V250H77L76 252H74L75 254L77 253L78 255H81V253H84L85 251H87L86 249H88V248H86L87 246H88V244L90 243L89 241L93 238L94 240H96L94 237H93V235H96L95 237H97V235H98V233H99V230H98V233L96 232L97 231V229H95V227H93V226H96V224L98 225V223H99V225L101 224L102 226H104L103 225V223H105V225H106V227H109V226H111L112 224H117V227H119V230H120V232L121 233H124V231H125V233L128 231V229H125V227L126 228H129L128 227V225L126 224V225H123V224H125L124 222H123V224H121L122 222H121V220H120V214L118 213L119 212V210L121 209H123V207H124V210H125V208L126 209H130L129 208V205L130 204H133L132 206L134 207V205H135V207L134 208H137V203H139L140 202V206L141 207H143V205H144V207L143 208H141V209H139L138 211L140 212V210L141 211H144V209H145V211L147 210L148 211V213L150 212L149 210L151 209L149 206H150V204H152L151 202H153V198H155V196L157 197V194H159L158 192H161L160 190H156V188L158 189V187L157 186H153L154 188H155V190H156V192H155V190H153V188L151 187V185H152V182H151V180H153V178L151 179L150 178V180H148L146 177H143V176H145V174H146V176H147V174H149V173H152L153 172V170L152 169H154L155 168V172L157 171V169H158V167L160 168V169H158V172L161 174V173H163V175L164 176H160V174H155L154 175V173H152V175H154V176H156L155 178H157V179H159L158 178V176L159 177H161L159 180H162L163 178H167V177H169V176H171V177H169L170 179L171 178H173V179H171L172 181H170L172 184L174 183V185H176L177 183H181V182H183L182 180H185L186 181V179H188L187 178V176H190V174H191V176H193L194 178L192 179V177H191V181L188 179V182L189 183H187L186 184V182L184 181L183 183H185L186 185H191L192 184V186L194 187V185L193 184H197V181L198 180H204L206 177H208V178H206L205 179V181L207 182V185H206V182H203L204 184H202L203 186H204V188L203 187H200L199 188V190H198V192L197 193H194V195L195 196H188L190 199H188V200H185V199H183V201H185V202H180V200H182V198L181 199H177L178 201H179V203H177L176 205H178V206H176L175 204H172L171 205V213L173 214V215H175V214H181L182 216H184L185 218L187 217V216H189V219H190V221L188 222L189 223V225L190 224H194V226H193V224L191 225V226H193V228L196 226V227H198V229H200L201 228V226L199 225V223H200V218H198V217H200V215H199V213H201L202 212V210L204 209V208H207L208 206L210 207V205L212 204V205H215L214 203H218V204H220V202H221V199L222 200H225L224 201V203H227L228 202V200L230 201V199L232 200H234L235 198H236V200H234V201H237V199H239L238 201H240V203L238 202V205H234V207H232V206H228V204L227 205H224V203H223V211L225 210V212H226V214H228V213H230V214H232V213H234V214H240V212H241V210L239 211V209H241V207L239 206V205H242V206H244L245 208L248 206V208H250L251 206L250 205H252L253 203H254V194H256L257 192L259 193L260 191H262V189L264 190V188H263V186H264V184H263V182H262V180H261V185H260V187L258 188V189H256L255 188V186L254 185H252L253 184V181H257V179H258V182H260V180H259V178L260 179H263V170H264V166H262L261 165V169L260 170H262L261 171V173H260V171H258L257 169H254L253 168V170H252V168H251V166H250V164L248 163L249 161V158H252V156H255L256 155V153L258 152V151H261V149L259 150L258 148L259 147H262V145L261 144H263L262 143V141L264 142V139L262 140V138L264 137V133H263V127H264V98L262 97H259V96H261V95H258V94H260L259 92L260 91H258V93H257V91L255 90L253 93H257V95H256V93L253 95L252 94V89L250 90V89H247V88H244V89H242L241 90V97L240 96H238V95H240V94H238V95H236V98H234L232 95L231 96H229V95H227L226 94V96L223 94V99H222V94H220V96L218 95V90L216 91V89L212 86H209L208 84L207 85H205L206 83L205 82H203V81H201L202 82V84L200 83V81H198L197 83H195V84H192V85H189V84H186V82L185 83H179L178 81L179 80H177V82H176V80L175 81H173L172 80V78L173 79H176V78H174V76H175V74H177L176 73V71L179 69V68H174L173 70H176L175 71V73H174V71L173 70H171L170 69V71H169V74H170V76L172 75L170 72L172 71V73H174L171 77H169V74L167 75V77L168 78H170L171 80H170V83H169V79L167 78V79H165V77H164V75H162L164 78H161L162 76L160 75V74H158L157 72H155L157 75H159V77L161 78V80H160V78L157 76L156 77V75H155V73L151 76V74L153 73V71L152 70H148V68H147V70H148V72L146 71V68H145V65H146V67H147V61H148V59H150V57L153 55V53L154 54H156V52L158 53V52H160V51H163V49H164V47H166L167 45H169L168 43H171V45H172V43L175 45V48H176V50L180 53V51H182L181 49H183L184 47L186 48V47H188L190 44L192 45V44H196V43H198L199 41H202V42H204L205 43V46H206V43L207 42H211V43H209L208 45H211L212 44V40H214L213 38H214V36L215 37H219L220 35H213L212 33H208V32H206L205 30H209V28H211L213 31L215 30V32L217 31H219V29H221L222 27L221 26H223L224 27V24L226 23V22H223V21H220V22H213V25H212V23H210L207 27H205L204 28V25H202V24H200L201 26H199L198 25V29H199V31H198V35L196 34H191L192 35V37H191V35H189V34H186L187 33V30H188V27H189V22H188ZM225 21V20H224ZM39 22H42L41 20H39ZM38 22V23H39ZM114 22V23H113ZM218 23V24H217ZM216 24V25H215ZM8 25H10V24H8ZM25 25H27V26H25ZM23 24L22 25V27L20 26V28H19V31L18 32H20L18 35H20L21 37H19L18 35L16 36V38L17 37H19V38H17L16 40L19 42H17L18 43V45L19 46H21L23 43H25V40H27L28 39V41L29 40H31V38L30 37H27L26 36V34H28L27 33V31H26V29H27V27H28V24ZM39 25H41L42 26V24H39ZM168 25V26H167ZM227 25V24H226ZM212 26V27H211ZM243 26V25H242ZM6 27H8V26H6ZM244 27V26H243ZM48 29H46L45 31H44V29L41 31V34L42 35H48V39L50 38L51 40H53V39H55V37H56V32L55 31H53V30H51V33H50V31L48 32L47 31ZM53 31V32H52ZM26 32V33H25ZM55 32V33H54ZM152 32V33H151ZM206 32V33H205ZM216 32V33H217ZM47 33V34H46ZM215 33V34H216ZM209 34H212V35H209ZM24 35H25V37H24ZM41 35V36H42ZM188 35V36H187ZM28 36H30L29 34H28ZM51 36H52V38H51ZM23 37H24V39H23ZM26 37H27V39H26ZM153 37V38H152ZM194 37V38H193ZM213 37V38H212ZM236 36H232V38L233 39H235V40H237V38H241V37H239V36H237L236 38H235ZM156 38V39H155ZM160 38V39H159ZM202 38V39H201ZM182 39V40H181ZM211 39V40H210ZM24 40V41H23ZM197 42H196V41ZM208 40H210V41H208ZM187 41H188V43H189V45H188V43H187ZM190 41V42H189ZM206 41V42H205ZM27 42V41H26ZM102 42H104V41H102ZM176 42V43H175ZM152 43H154V44H152ZM187 44V45H186ZM235 44V45H234ZM98 45V46H97ZM194 45H192V46H194ZM197 45V44H196ZM195 45V46H196ZM234 45V46H233ZM233 45H232V47L231 48H233L234 50H238V41H234L233 42ZM152 46V47H151ZM177 46V47H176ZM205 46L203 47V49H202V58H205V57H207V59H209L210 57V55L209 54H211V50L210 49H212L211 47L210 48H208V46L206 47V49H207V51L205 50ZM88 47V48H87ZM91 47V49H89ZM92 47H94V48H92ZM235 47V48H234ZM238 47V48H237ZM99 48V49H98ZM146 48H150L149 50L148 49H146ZM237 48V49H236ZM96 49H97V52H96ZM134 49V48H133ZM232 49V50H233ZM95 50V51H94ZM99 50V51H98ZM221 52L222 53H225L224 51L226 50L225 48L223 49V48H221ZM82 51V52H81ZM94 51V52H93ZM137 51V50H136ZM146 51V52H145ZM98 53V54H96V53ZM140 52H142V53H140ZM209 52V53H208ZM69 53H71L70 55H71V57H72V59H70L71 57H69ZM75 53V52H74ZM93 53V54H92ZM95 53V54H94ZM139 53V54H138ZM58 54V53H57ZM92 54V55H91ZM134 54H137V56H135ZM51 55V56H50ZM68 55V56H67ZM96 56H98V57H96ZM110 56V57H109ZM113 56V57H112ZM135 56V57H134ZM94 57H96V58H94ZM101 57V58H100ZM131 57H134V58H131ZM141 57V58H140ZM2 58H4V59H2ZM75 58V60L73 61V59ZM78 58V59H77ZM97 58H99V59H97ZM103 58V59H102ZM113 58H115V59H113ZM137 58H139V59H137ZM39 59V60H38ZM42 59V60H41ZM92 59V60H91ZM100 59H101V61H100ZM128 59V60H129ZM3 60V61H2ZM96 60V61H95ZM104 60V61H103ZM106 60V61H105ZM7 63H6V62ZM9 61H10V63L12 62V64H9ZM116 63H115V62ZM137 61V62H136ZM6 64H5V63ZM133 62V63H132ZM3 63V64H2ZM13 63H14V65H13ZM46 63H48L49 65H50V63L51 64H63V65H66V66H70L68 69H70V68H72V69H77V70H85V71H87L88 73H91V74H89V75H91L88 79H91V77H94L95 75H99L98 77H100L99 79H100V82L98 81V79L96 80L95 78H93V79H95V81L92 79V81H90L89 82V80L88 79H86V80H88V82L87 81H85V82H87V83H85V85L87 84L88 85V87L87 86H85V87H87V88H89L88 90H87V88L85 89V92H84V89H79L78 90V88L77 87H75V85H74V87L73 88H71L70 90H71V92H70V90H69V88H67V90H63V89H61L62 91H60V89H57V87L55 86V84H57L56 82L57 81H59V80H61V79H57V77H64V78H62V80L61 81H63L64 79H66L65 80V83L67 84H69L70 83V85L71 86H73L72 84H76L77 85V80H78V82L79 81H81V80H83L81 77H79V79L77 78V77H75V76H70V75H68V76H66V75H62V76H56V78H55V76H53L52 78L50 77V75H53V74H50L49 73V78H48V76L47 75H45V74H43L44 76H46L45 78H44V76L43 77H37V76H35V78H34V76H32L35 72H37V69L39 68V67H42V68H44V69H46ZM146 63V64H145ZM42 64V65H41ZM133 64V65H132ZM36 65V66H35ZM39 65H41V66H39ZM45 65V66H44ZM24 66V67H23ZM35 67V69H33V67ZM117 66V67H116ZM121 68H120V67ZM127 66H129V67H127ZM134 66V69H132V67ZM31 67V68H30ZM36 67H37V69H36ZM119 67V68H118ZM124 67V70L122 69ZM3 68V69H2ZM20 68V69H19ZM22 68V69H21ZM25 68V69H24ZM60 68H61V66H60ZM130 68V69H129ZM145 68V69H144ZM183 69H181V67H180V70H182V71H179V74H182V72H184V73H186L185 71H183V70H188V69H186V67H182ZM8 69H10V71L8 70ZM12 69H17V70H13L14 72H15V74H13L14 72L13 71H11ZM33 69V70H32ZM74 69V70H75ZM121 69V70H120ZM140 69V70H139ZM208 70H210L211 69V66H208V68H207ZM8 70V71H7ZM19 70V72H21V73H23V74H25L26 72L28 73V71H29V76L30 77H27L28 76V74L26 73V76H25V78L26 79H24V75H22L21 73H17V71ZM21 70V71H20ZM24 70V71H23ZM130 70V71H129ZM194 70V73L196 74L197 73V75H200V73H199V71H197V69H193ZM132 71V72H131ZM151 72V74H149L150 72ZM32 74H31V73ZM128 72L129 73H131V74H128ZM144 72V73H143ZM178 72V71H177ZM48 73V72H47ZM135 73V74H134ZM147 73V74H146ZM4 74V75H3ZM9 74H11V75H9ZM16 74H17V76H16ZM40 74V73H39ZM94 76H93V75ZM140 74H143V75H140ZM7 75V76H6ZM8 75H9V77H8ZM19 75V76H18ZM133 76V77H130V76ZM165 75V76H166ZM23 76V77H22ZM66 76V77H65ZM141 76V77H140ZM149 76V77H148ZM154 76L156 77L155 79L157 80V81H155V79H154ZM17 77V78H16ZM19 77V78H18ZM37 77V78H36ZM71 77V78H70ZM83 77V76H82ZM96 77V76H95ZM22 78V79H21ZM30 78V79H29ZM39 78H41V79H39ZM46 78H47V82H45L46 81ZM50 78H51V80H50ZM56 79V82L54 81L55 79ZM67 78H68V80H70V81H68L67 80ZM72 78H74V79H72ZM76 78V79H75ZM86 78V77H85ZM97 78V77H96ZM135 78V79H134ZM149 78V79H148ZM159 78V79H158ZM15 79V80H14ZM49 79V80H48ZM165 79V80H164ZM43 80H44V82H43ZM76 80V81H75ZM85 80V79H84ZM104 80V81H103ZM133 80V81H132ZM19 81V82H18ZM36 81V82H35ZM50 81V82H49ZM106 81V82H105ZM155 81V82H154ZM34 82V83H33ZM38 82V83H37ZM64 82V81H63ZM72 82V83H71ZM82 82V81H81ZM84 82V81H83ZM103 82H105L106 84H107V86H105L106 84L105 83H103ZM151 82V83H150ZM164 82V83H163ZM168 82V83H167ZM174 82V84H172ZM181 82V81H180ZM182 82H184V81H182ZM31 83V84H30ZM40 83H42V84H40ZM52 83H55L54 85H49V84H52ZM89 83H91L92 85H90ZM94 83V84H93ZM96 83V84H95ZM97 83H99V84H101V85H103L102 87L103 88H101V86H99V85H97ZM176 83V84H175ZM203 83H205V84H203ZM22 84V85H21ZM34 84V85H33ZM37 84V85H36ZM39 84V85H38ZM43 84H45V85H43ZM105 84V85H104ZM154 84H156V86L154 85ZM167 86H166V85ZM177 84H180V85H177ZM49 86V87H51V88H49V87H47V86ZM170 85V86H169ZM189 85V86H188ZM196 85V86H195ZM198 85H200V86H198ZM205 85V86H204ZM54 86V87H53ZM111 86V87H110ZM112 86H114L115 87V90H114V87H112ZM136 90V92H139V94H136V92H134V90L132 89V87ZM157 86H159V87H157ZM164 86V87H163ZM175 86H177V87H175ZM209 87V89L208 88H206V87ZM16 87V88H15ZM27 87V88H26ZM28 87H29V89H28ZM44 87V88H43ZM56 87V88H55ZM108 87H110V88H108ZM167 87V88H166ZM195 87V88H194ZM198 87V88H197ZM210 87H211V89H210ZM216 87V86H215ZM13 88V89H12ZM111 88H113V89H111ZM131 88V89H130ZM163 88V89H162ZM185 88H187V90H189V92L185 89ZM195 89V92H194V89ZM206 88V89H205ZM213 88V89H212ZM217 88V87H216ZM15 89V90H14ZM73 89V90H72ZM75 89H77V90H75ZM111 89V90H110ZM128 89H130V91H132L133 93H131L130 91H128ZM192 89H193V91H192ZM200 89V91L202 92L203 90H205V92L203 91L202 93L200 92V91H198ZM13 90V91H12ZM17 90H18V92H17ZM32 90V91H31ZM52 90V91H51ZM55 90H56V92L58 93H56L55 92ZM101 90V91H100ZM213 90V91H212ZM67 91H69V92H67ZM207 91V92H206ZM211 92V93H209V92ZM244 93H243V92ZM67 92V93H66ZM200 92V93H199ZM246 92V93H245ZM10 93V94H9ZM16 93V94H15ZM206 93L208 94V95H206ZM249 93V95L251 94V95H253V96H249V95H246V94H248ZM9 94V95H8ZM14 94V95H13ZM20 96H22V97H20ZM22 94V95H21ZM60 94V95H59ZM64 94V95H63ZM133 94V95H132ZM136 94V95H135ZM187 94V95H186ZM196 94V95H195ZM204 94V95H203ZM215 94H217L216 96H215ZM27 95V96H26ZM130 95H131V97H130ZM184 95V96H183ZM189 95V96H188ZM193 95V96H192ZM214 96L213 98H211L212 96ZM133 96V97H132ZM186 96L189 98H186ZM196 96V97H195ZM203 96L205 97V98H203ZM208 96V97H207ZM209 96H210V98H209ZM217 96H219V97H217ZM17 97H18V101H17V103H16V99H17ZM60 97H62L61 99H63V97H64V99H65V102L66 103H62V100L60 99ZM69 99L68 101H67V98ZM194 97V98H193ZM233 97V98H232ZM237 97H239V98H237ZM256 97V98H255ZM9 100H8V99ZM15 98V99H14ZM131 98H133V99H131ZM185 98V99H184ZM245 98H247V99H245ZM248 98H250V99H248ZM254 98V99H253ZM137 99V100H136ZM188 99V100H187ZM220 99V100H219ZM226 99V100H225ZM255 99H257V100H255ZM262 99V100H261ZM135 100V101H134ZM222 100V101H221ZM237 100V101H236ZM238 100H239V102H238ZM243 100V101H242ZM244 100H245V103H244ZM10 101V102H9ZM12 101V102H11ZM13 101H15V104H14V102ZM233 101V102H232ZM235 101V102H234ZM246 101H247V103H246ZM60 102V103H59ZM63 102H64V100H63ZM88 102H90V103H88ZM237 102V103H236ZM28 103H29V105H28ZM87 103H88V105H87ZM185 103V104H184ZM90 104H91V106H90ZM238 105V106H237ZM241 105V106H240ZM254 105V106H253ZM31 106V107H30ZM52 108H51V107ZM59 106H61V107H59ZM89 106L91 107V112H93V114H95V112H96V116L98 115L99 116V118H98V116H97V118L98 119H101V120H98V121H100L99 123L94 119V120H91V118H93V117H96L95 115H92L91 113H90V111H89ZM93 106H95V107H93ZM108 106V107H107ZM110 106V107H109ZM245 106V107H244ZM252 106V107H251ZM85 107H88V108H86L89 112H88V114H89V116H88V114L87 113H84V112H87V111H85L84 110V108ZM97 107V108H96ZM103 107H107L106 109H104ZM249 107V108H248ZM20 108V109H19ZM28 108H30V112L31 113H34L33 114V118L32 117H30V118H27V117H24V114H26V112L25 111H27V109ZM32 108H34V109H32ZM53 110V108L56 110V111H50V112H48V111H44V112H46V113H44V112H42L43 110H47V109H49V110H51V109ZM95 108V109H94ZM101 108H103V109H101ZM111 108V109H110ZM113 108V109H112ZM242 108V109H241ZM244 108V109H243ZM248 108V109H247ZM32 109V110H31ZM59 109V110H58ZM61 109V110H60ZM81 111V113L80 114H82V116L80 115V116H78V113L80 112L79 110ZM110 109V110H109ZM123 109V110H122ZM249 110V111H247V110ZM22 110H24V111H22ZM39 110H40V114H38V115H36V113L38 112L39 113ZM75 110V111H74ZM83 110V111H82ZM106 113V116L104 117V114L105 113H103V111ZM109 110V111H108ZM112 110V111H111ZM113 110H115L116 112H113ZM186 110V111H185ZM21 111H22V113H21ZM28 111H29V109H28ZM76 111H77V113H76ZM118 111H122L121 112V116H120V112H118ZM167 111V112H166ZM174 111H175V113H174ZM245 111V112H244ZM246 111H247V113L249 114V116H250V118L252 119V122L253 123H249L248 121V125H250L251 127H249L250 129H251V131L253 130H255V132L256 131H258L257 129H259V131H261L260 132V134H262V136L260 135V134H258V135H255L256 137H254L251 141L252 142H248L249 143V145L247 144V145H245V139H243L242 140V142L244 141V143H243V145L245 146H242L241 145V143L239 144L238 142V144L239 145H235L234 144V142L233 143H231L230 145L228 144L229 143V141L227 142L226 140V142L225 143H223V145H220L219 144V147L221 148V146L223 147V148H219L218 150H220V152L222 151V154L224 155H226V157H225V155L223 156V157H225V159H227L226 161L225 160H223V161H225V163L223 162V164H224V166H223V164H222V162H221V160L219 161V160H217L218 162H220V163H218L216 160V162H217V164H216V162H214V160L213 159H215V157H214V150H209L208 151V153L210 152L211 153V156H212V158H209V157H211L210 156V153H209V156L206 154L207 153V151L205 150V148H204V150L206 151V152H204L203 151V146L202 147H199L198 146V148H197V146H196V144L194 143V145L192 144L194 141V135L195 134H198L199 132H204V130L206 131V132H213V131H218L219 130V132H221L222 130H225V132H221V133H226L227 131H226V129L228 128V127H231L230 125V123H232V124H235V125H237V126H239L240 128H245V127H241L242 125L244 126V124L246 125V127H247V129H248V126H247V124L245 123V122H243L244 120H246V118L248 117L249 118V116H248V114L246 113ZM52 112V113H51ZM98 112L99 113H103V115H102V113L101 114H98ZM107 112H108V114H107ZM111 112V113H110ZM130 112V113H129ZM139 112H141V113H139ZM143 112V113H142ZM184 112H185V114H184ZM191 112V113H190ZM193 112H194V114H193ZM196 112H198V113H196ZM208 112V113H207ZM244 114H243V113ZM21 113V114H20ZM44 113V114H43ZM115 113V114H114ZM122 113H123V116H125L126 117V115H127V117H126V119H125V117L123 118V116H122ZM130 115H129V114ZM134 113V114H133ZM168 113V114H167ZM200 113V114H199ZM205 113H207V114H205ZM240 113H242V114H240ZM42 114V115H41ZM73 114V115H72ZM84 114H86V115H84ZM90 114L92 115V116H90ZM110 114V115H109ZM114 114V115H113ZM119 114V115H118ZM125 114V115H124ZM133 114V115H132ZM175 114H177V116L175 115ZM183 114V115H182ZM189 114V117H186L187 115ZM198 114V115H197ZM247 114V115H246ZM0 117H2V118H0V119H3V116H4V113L1 111L0 112ZM116 115V116H115ZM179 115V116H178ZM195 115V116H194ZM205 116V118H204V116ZM206 115L208 116V117H206ZM246 115V116H245ZM35 116L37 117H39V119L38 118H35ZM80 117V118H77V117ZM83 116L85 117V119L83 118ZM86 116H88V118H89V120H88V118L86 117ZM111 116H112V118H111ZM146 118V119H148V120H146L144 117ZM194 116V117H193ZM76 117V118H75ZM109 117L111 118L110 119V121H106V120H109ZM123 118L124 120H121L120 118ZM131 117V118H130ZM200 119H199V118ZM242 117H245L244 119L242 118ZM26 118V119H25ZM96 118V119H97ZM106 120H105V119ZM160 118V119H159ZM204 118V119H203ZM29 119H31V120H29ZM37 119L39 120V121H37ZM79 119H81V120H79ZM114 120V122H111V121H113ZM115 119H116V121H115ZM118 119H120V120H118ZM27 120V122H25V123H27L26 124V126H25V124H24V121H26ZM76 120H78V122L76 121ZM87 120H88V122H87ZM141 120H143L144 122H141L142 124L143 123H145V126L147 125V127L145 128V127H143L142 128V125H140L141 126V128L139 127V123H140V121ZM146 120V121H145ZM6 121H8V119L6 120ZM37 121V122H36ZM97 123H95V122ZM103 121H106V123L108 124H106V123H102ZM130 121V122H129ZM139 121V122H138ZM226 121H227V123H226ZM30 122V123H29ZM81 122V123H80ZM83 122V123H82ZM84 122H87L89 125L90 124H93L94 123V125H93V127L92 128H90L89 129V125H87V124H85ZM92 122V123H91ZM109 122H110V124H109ZM117 124H116V123ZM133 122V123H132ZM135 122L136 123H138V126H137V124H135ZM147 122H149V123H147ZM151 122V123H150ZM229 122V123H228ZM76 123H77V125H76ZM80 123V124H79ZM114 123V124H113ZM154 123V124H153ZM187 123V124H186ZM23 124V126H21ZM83 124V125H82ZM99 124V125H98ZM106 124V125H105ZM188 124L190 125V124H192V125H190V126H188ZM225 124V125H224ZM227 124H229V126H227ZM253 124H255V125H253ZM30 125H34V128L32 127V126H30ZM57 125V127L59 128H61L62 130H65V131H62L60 128H59V130L58 129H56V126ZM71 125H73L72 127H71ZM86 125V126H85ZM95 125H98L97 127L95 126ZM101 125H104V126H102L101 127ZM111 125V126H110ZM119 125V126H118ZM150 125V126H149ZM154 125H155V127H154ZM252 125L253 126H255V127H253L252 128ZM261 125L262 126V129L259 127V126ZM25 126V127H24ZM27 126H29V127H27ZM77 126V129L75 128ZM80 126V127H79ZM82 126H84L85 128H87V129H85L84 127H82ZM100 126V127H99ZM106 126V127H105ZM123 128V129H121V127ZM134 126H137V127H139V128H135ZM148 126H149V128H148ZM185 126H186V128H187V130H189L190 132L192 131V133L190 134L187 130H185L184 128H185ZM20 127V128H19ZM23 127V128H22ZM31 127V130L30 129H28V128H30ZM69 127H70V129H69ZM131 127H133V128H131ZM191 127V128H190ZM203 127V128H202ZM225 127H227L226 129H225ZM50 128H54V129H56V130H54V129H50ZM71 128L72 129H74V131L73 130H71ZM99 129V130H95V129ZM145 128V130L143 131V129ZM153 128H154V130H153ZM188 128H190V129H188ZM194 128V129H193ZM223 128V129H222ZM255 128V129H254ZM11 130V132H10V130ZM18 129V130H17ZM81 131H80V130ZM103 129V130H102ZM106 129V130H105ZM127 129V130H126ZM132 129H136L137 131H139V133H140V131L142 130L143 132H142V134L143 135H141V133L139 134V133H137L135 130H134V132H133V130ZM147 129H149L148 131H146ZM182 129H184L185 130V132L187 133L188 132V135L187 134H184L185 132H184V130H182ZM194 131H193V130ZM202 129V130H201ZM218 129V130H217ZM261 129V130H260ZM4 130V131H3ZM14 130V131H13ZM16 130V131H15ZM23 130H27L26 132L28 133H22V131ZM39 130V131H38ZM76 130V131H75ZM93 130V131H92ZM111 130V131H110ZM130 130V131H129ZM132 130V131H131ZM249 130V129H248ZM263 130V131H262ZM12 131H13V133H12ZM19 131H21L20 133H22V134H18V135H16L15 133L16 132H19ZM25 131H23V132H25ZM35 131H37V132H35ZM80 131V132H79ZM86 131V132H85ZM122 131V132H121ZM150 131V132H149ZM10 132V133H9ZM31 132H33V133H31ZM83 134H82V133ZM124 132H125V134H124ZM137 134H139V135H137ZM145 132H147L145 135H146V137H148V132H149V137H148V139H146L145 140V138L146 137H143V136H145L144 135V133ZM171 134H170V133ZM173 132V133H172ZM193 132H197V133H193ZM76 133V135H78V136H80V137H77L76 136V138L78 139H76L75 138V136H74V134ZM81 133V134H80ZM127 133H128V136H126L127 135ZM130 133H132V134H130ZM154 133V134H153ZM165 133V134H164ZM5 134H7L6 136H4ZM27 134V135H26ZM33 134H34V137H33ZM57 134H58V136H57ZM136 134V135H135ZM173 134H175V135H173ZM10 135V136H9ZM12 135V136H11ZM31 135V137H29L28 138V136H30ZM37 135V136H36ZM39 135L41 136V137H39ZM154 135V136H153ZM166 135V138L164 137ZM168 135V136H167ZM189 135L190 136H192V137H189ZM74 136V137H73ZM132 138H131V137ZM139 136H140V138H139ZM142 136V137H141ZM161 136V137H160ZM162 136L164 137V138H162ZM187 136V137H186ZM262 138H261V137ZM4 137V138H3ZM6 137H7V139H8V137H9V139H8V141H7V139H6ZM32 137H33V139H32ZM39 137V138H38ZM45 137H47V138H45ZM66 137H68L67 138V140H64V139H66ZM128 137V138H127ZM135 137V138H134ZM139 138V141L141 140V139H143V140H141V141H143V142H140L139 143V141H138V138ZM152 137H153V139H156V141H154L153 142V140H149V139H152ZM177 137V138H176ZM257 137H258V139L259 140H257ZM11 138H12V140H11ZM16 138V139H15ZM25 138H28V141H27V139H25ZM38 138V139H37ZM41 138H44L43 140L41 139ZM56 138L58 139V140H56ZM127 139V141L125 140V139ZM137 138V139H136ZM158 138H160L159 140H157ZM169 138V139H168ZM176 138V139H175ZM179 138V139H178ZM188 138V139H187ZM30 139L31 140H33V142L32 141H30ZM36 139V140H35ZM48 139V140H47ZM55 139V140H54ZM124 139V140H123ZM164 139L166 140V142L164 141ZM168 139V140H167ZM187 140V142H186V140ZM256 139V140H255ZM23 140V141H22ZM37 140H39L38 142H36V143H39L40 141V145L39 144H35V141H37ZM50 140H52V141H50ZM121 140V141H120ZM160 140H161V142H160ZM163 140V141H162ZM178 140V141H177ZM14 141V142H13ZM19 141H20V143H19ZM24 141H26L25 143H24ZM42 141H43V143H45V142H50V144H52V142H56V144H55V142L51 145V147H49L50 146V144H46L48 147H46V145L44 144L43 145V143H42ZM45 141V142H44ZM63 141H65V143H66V141H67V143H66V145L65 146H63L65 143L63 142ZM72 141V143H75L74 144V146H73V144H71L70 142ZM149 141V142H148ZM177 144H173L172 145V143H174V142ZM193 141V142H192ZM241 141V140H240ZM21 142H23V143H21ZM28 142H30V143H28ZM32 142V143H31ZM57 142H59V143H57ZM89 142V143H88ZM124 142V143H123ZM129 142V143H128ZM131 142H133V143H131ZM137 142L139 143V145L140 144H143V145H140L138 148H137V146H138V144H137ZM145 142H148L151 146L146 150V149H144V147L146 146V147H148L147 146V144L145 145ZM150 142H152V143H154V144H156L155 145V147L153 148V146H152V143H150ZM169 142V143H168ZM185 142V143H184ZM224 142V141H223ZM261 142V143H260ZM12 143V144H11ZM27 143V144H26ZM64 143V144H63ZM160 143H161V145H162V143H165V144H163V145H165V146H163L164 148H166V146H168L169 145V150L170 149H172V150H170L169 152L167 151L168 149L166 148V149H164L163 147H161L160 146ZM168 143V144H167ZM247 143V142H246ZM253 143H255V144H253ZM259 143H260V145H259ZM11 144V145H10ZM34 144V145H33ZM90 144V145H89ZM148 144V145H149ZM153 144V145H154ZM171 144V145H170ZM190 144L192 145V147L194 148H192L191 146H190ZM235 146L234 148H231V147H233V145ZM31 145H33V146H31ZM39 145V146H38ZM60 145V144H59ZM77 145V146H76ZM137 145V146H136ZM157 145H158V147H157ZM230 146V148H231V150H232V152H231V150H229L228 149V147L226 148V146ZM232 145V146H231ZM26 146V147H25ZM42 148H41V147ZM45 146V147H44ZM79 146V147H78ZM134 146V147H133ZM136 146V147H135ZM142 146V147H141ZM174 147V149H173V147ZM182 146V147H181ZM240 146V147H239ZM255 146V147H254ZM257 146V147H256ZM9 148V151L7 150L8 148ZM35 147H37V151H35L36 150V148ZM95 147V148H94ZM130 147V148H129ZM140 147H141V149H140ZM185 147V148H184ZM199 150H197L196 148ZM225 147V148H224ZM7 148V149H6ZM25 148V149H24ZM28 148V149H27ZM39 148H41L40 150H38ZM58 148H59V146H58ZM136 148V149H135ZM158 149V148H160L159 150H160V152H158V150H156V149ZM199 148H201V149H199ZM236 148V149H235ZM237 148H240V149H237ZM243 148V149H242ZM256 148V149H255ZM6 149V150H5ZM11 149V150H10ZM85 149V150H84ZM145 151H148V152H145ZM155 149V150H154ZM177 149H179V151H177ZM181 149V150H180ZM213 149V148H212ZM224 149V150H223ZM226 149H228V150H226ZM4 150H5V153H4ZM13 150V151H12ZM27 150V151H26ZM29 150V151H28ZM36 152L35 154L37 155V158H36V155H33L34 154V152ZM66 150H68L67 148L64 150V151H66ZM102 150V151H101ZM137 150H139L140 151V153H138L137 152ZM152 150V152H150ZM153 150H154V153H153ZM174 150V151H173ZM187 150V151H186ZM193 150V151H192ZM201 150V151H200ZM216 150H217V148H216ZM241 150V151H240ZM246 150V151H245ZM255 150V151H254ZM257 150V151H256ZM6 151H8L7 152V156H6ZM45 151V152H46ZM131 151V152H130ZM133 151V152H132ZM158 153H156V152ZM162 151V152H161ZM164 151H165V153H164ZM225 151H228V153H226ZM231 152V155H230V152ZM234 151V152H233ZM236 151V152H235ZM13 154L14 152V154H13V156H12V154ZM29 152H32L31 154L29 153ZM38 152H40V153H38ZM85 152V153H86ZM184 152V153H183ZM239 152V153H238ZM8 153L10 154V155H8ZM23 153V154H22ZM46 153H48V152H46ZM136 153V154H135ZM203 153V154H202ZM241 153V154H240ZM246 153V154H245ZM259 153V152H258ZM29 154V155H28ZM130 154V155H129ZM146 154V155H145ZM166 154V155H165ZM201 154V155H200ZM242 154H244V155H242ZM20 155H22V156H20ZM128 155V156H127ZM142 155V156H141ZM230 155V156H229ZM238 155H239V157H238ZM9 156H11V157H9ZM27 157V160H25L26 159V157ZM29 156V157H28ZM33 156H35V157H33ZM130 156V157H129ZM145 156V157H144ZM203 156V157H202ZM206 156H208V158H209V160L210 159H212V161L210 162H206V161H208L207 159V157ZM235 156V157H234ZM19 157V158H18ZM222 157V158H223ZM231 157V158H230ZM234 157V158H233ZM237 157V158H236ZM29 158V159H28ZM34 160H33V159ZM127 158H129V159H127ZM202 158V159H201ZM206 160H205V159ZM229 158V159H228ZM4 159V160H3ZM5 159H6V161H5ZM159 159H161V161L159 160ZM2 160H3V162H4V164L2 163L1 164V162H2ZM123 160V161H122ZM130 160V161H129ZM164 160V161H163ZM205 160V161H204ZM230 160V161H229ZM247 160V161H246ZM30 161V162H29ZM122 161V162H121ZM125 161V162H124ZM127 161V162H126ZM20 162V161H19ZM26 162V163H25ZM124 162V163H123ZM130 162H132V163H130ZM160 162V163H159ZM206 162V163H205ZM28 163V164H27ZM36 163V164H37ZM92 163H93V165H94V167H96L95 166V164L97 163L96 161H92ZM127 163H128V165H127ZM156 163V166H154V164ZM200 163V164H199ZM209 163V164H208ZM26 164H27V168H26ZM123 164V165H122ZM131 164V165H130ZM142 164H143V166H144V169H143V166H142ZM158 164V165H157ZM159 164H163L164 165V167L163 166H161V165H159ZM198 164V165H197ZM136 165V166H135ZM218 167H217V166ZM264 165V164H263ZM109 168H108V167ZM118 166V165H117ZM134 166V167H133ZM139 166H140V169H139ZM147 166V167H146ZM214 166V167H213ZM3 167V166H2ZM31 167V168H30ZM100 167V168H99ZM169 167V168H168ZM183 167L185 168V169H183ZM193 170H191L190 168ZM197 167H198V169H197ZM207 167V168H206ZM26 168V169H25ZM30 168V169H29ZM132 168V169H131ZM150 168V169H149ZM161 168H165L164 169V172H165V174H167V176L164 174V172L162 171H159V170H161ZM187 168V169H186ZM216 168V169H215ZM1 169V168H0ZM29 169V170H28ZM37 171L36 173H37V176L35 175L36 173H35V171ZM108 169H109V171H110V173H109V171H108ZM114 169L115 170H118L117 172H115L114 171ZM145 169H147V170H145ZM167 169V170H166ZM219 169V170H218ZM221 169V170H220ZM6 170H8V168L6 169L5 168V166H4V168H2L1 170H0V183H2L3 181H5V179H6V174H5V172L4 171H6ZM32 170H33V172H32ZM147 172H145V171ZM191 170V171H190ZM198 171V173H196L197 171ZM204 170V171H203ZM254 170H256L255 172H254ZM31 171V172H30ZM104 171V172H103ZM108 171V172H107ZM111 171H114V172H111ZM7 172H9V170L7 171ZM6 172V173H7ZM121 172V171H120ZM149 172V173H148ZM187 172H191L189 175H186V173ZM194 172V173H193ZM200 172L201 173H203V174H201V178H200ZM256 172L258 173V174H256ZM113 173H117V175H115V174H113ZM121 173H123V172H121ZM120 173V174H121ZM157 173V172H156ZM172 173V174H171ZM9 175H10V173H8ZM22 174H20L18 177H20ZM109 174V175H108ZM111 174H113V175H115L114 176V178H113V175H111ZM132 174H134L135 175V177L132 175ZM174 174V175H173ZM178 174H180V175H178ZM183 174H185L184 175V177H183V179H182V175ZM193 174V175H192ZM197 174V175H196ZM206 174V175H205ZM208 174V175H207ZM261 174V175H260ZM4 176V178H3V176ZM9 175H8V177H9ZM30 175H33V176H31L30 177ZM102 175L103 176H105L104 178L102 177ZM112 177H111V176ZM130 175H132V176H130ZM152 175H150V176H152ZM162 175V174H161ZM202 175L205 177H202ZM258 175H259V177H258ZM34 176H36V177H34ZM93 176V175H92ZM100 176H101V178H100ZM109 176V177H108ZM117 176H119V177H117ZM138 178H137V177ZM149 176V175H148ZM147 176V177H148ZM149 176V177H150ZM153 176V177H154ZM173 176V177H172ZM175 176V177H174ZM186 176V177H185ZM198 176V178L196 179V177ZM262 176V177H261ZM2 177V178H1ZM88 177V178H89ZM117 177V178H116ZM126 177V178H125ZM131 177V178H130ZM163 177V178H162ZM178 177H180V178H178V180H177V183H175L176 181V179ZM100 178V179H99ZM107 178H108V181H106L107 180ZM116 178V180H114ZM169 178H167L168 180H170ZM200 178V179H199ZM253 178H255V180H251V179H253ZM97 179H99V180H97ZM106 179V180H105ZM112 179V180H111ZM123 179V180H122ZM125 179V180H124ZM137 179V180H136ZM156 179V180H157ZM182 179V180H181ZM195 179V180H194ZM102 180V181H101ZM121 180V183L119 182ZM136 180V181H135ZM194 180V181H193ZM197 180V181H196ZM208 180H209V182H208ZM241 180V181H240ZM128 181V182H127ZM134 181V182H133ZM155 181V180H154ZM179 181V182H178ZM241 182L240 184H234V183H236V182ZM104 182V183H103ZM127 182V183H126ZM149 182H151V183H149ZM193 182V183H192ZM234 182V183H233ZM146 183V184H145ZM211 183V184H210ZM100 184H98V185H100ZM150 184V185H149ZM153 184L154 185H156L155 184V182H153ZM234 184V185H233ZM260 184V183H259ZM148 185V186H147ZM188 185V186H189ZM201 185V186H202ZM210 185V186H209ZM231 185H233V186H231ZM241 185V186H240ZM263 185V186H262ZM191 186V187H192ZM196 186V185H195ZM208 186V187H207ZM218 186V187H217ZM254 187V188H252V187ZM89 188H91V186H88ZM87 187V188H88ZM96 187H99V186H96ZM101 187H102V185H101ZM224 187H226L225 189H226V191H228L229 193H228V195H226L225 193H227V192H225V193H223V194H225L224 196H222L221 195V188H224ZM84 188H85V191L87 192V190H89V189H87L86 188V186L85 187H82V189L84 190ZM206 188V189H205ZM228 188V189H227ZM101 189H103V187L101 188ZM221 189V190H220ZM224 189V190H225ZM230 189V190H229ZM203 190V191H202ZM219 191V193H220V195H219V193H218V191ZM223 190V191H224ZM255 190H256V192H255ZM258 190V191H257ZM260 190V191H259ZM92 191H94V194L92 193ZM82 192H84V191H82ZM202 192V193H201ZM88 193V192H87ZM98 193H100V194H98ZM93 194V195H92ZM99 196H98V195ZM102 194V195H101ZM209 194V195H208ZM218 195H219V198H215L216 196L218 197ZM64 196H66V197H68L67 195H64ZM63 196V198L66 200V197H64ZM90 196L92 197V199L90 198ZM94 196V197H93ZM95 196H96V198H95ZM101 196V197H100ZM238 196V197H237ZM222 197V198H221ZM224 197V198H223ZM241 197V198H240ZM63 198H62V200H63ZM69 198V197H68ZM67 198V200H70V199H72V198H70V199H68ZM193 198V199H192ZM212 198H214V200L212 199ZM226 198H227V200H226ZM229 198V199H228ZM97 199V200H96ZM120 199L121 200H124V199H126L127 200V202H129V203H127L125 200L122 202V201H120ZM130 199H131V201H137V202H134V203H131L130 202ZM209 199V200H208ZM213 200V201H212ZM217 200V201H216ZM64 201V200H63ZM89 201V202H88ZM119 201V202H118ZM186 201H187V203L189 204H187L186 203ZM190 201L192 202V204L190 203ZM219 201V202H218ZM227 201V202H226ZM97 202V203H96ZM126 202V203H125ZM223 202V201H222ZM222 202H221V204H222ZM89 203V204H88ZM121 203V204H120ZM208 203V204H207ZM229 203V202H228ZM237 203V202H236ZM53 204V208H55V209H57V210H59V211H61V209H62V211L61 212H63L64 210H66V207H68L67 208V210H69V212L66 214L65 213V211L63 212V213H57V210H55V212H53V210L54 209H51L52 208V205ZM117 204V205H116ZM137 204V205H136ZM148 204V205H147ZM57 205V206H56ZM119 205V206H118ZM128 205V206H127ZM186 205H188V206H186ZM206 205V206H205ZM211 205V206H212ZM69 206L70 207H72V208H70L69 209ZM74 206V207H73ZM82 206V207H81ZM131 206V205H130ZM235 206H238V207H235ZM250 206V207H249ZM62 207V208H61ZM88 207V208H89ZM132 207V208H133ZM146 207V208H145ZM175 207V208H174ZM192 207V208H191ZM197 207H199V208H197ZM203 207V208H202ZM63 208H64V210H63ZM117 208V209H116ZM118 208H120V209H118ZM133 208V209H134ZM138 208H140L139 206H138ZM137 208V209H138ZM148 208V209H147ZM226 208H227V210H226ZM232 209V211L230 212V209ZM42 209L44 210L43 211V213H42ZM78 209V210H77ZM191 209V210H190ZM238 211H237V210ZM83 210H85V211H87V212H84L83 213ZM89 210V211H88ZM153 210V209H152ZM152 210H151V212H150V214L152 213V215L154 214V215H156L158 212L157 211H153L152 212ZM229 210V211H228ZM236 210V211H235ZM46 211V212H45ZM79 211V212H78ZM146 211V212H147ZM191 211H193V213H191ZM197 211V212H196ZM198 211H199V213H198ZM228 211V212H227ZM45 212V213H44ZM116 212V213H115ZM138 212V213H139ZM154 212H156V214L154 213ZM178 212V213H177ZM189 212V213H188ZM136 213V214H135ZM148 213H145L144 212V214H148ZM191 213V214H190ZM198 213V214H197ZM42 214H44L43 215V217L44 218H42L41 216H42ZM64 217L63 218V220H65V221H62V218H60L61 220V224H59L58 222H56V221H58L59 220V216L61 217V215ZM119 215V217H118V215ZM134 214H135V217H137L139 214L141 215V216H143V214H141V213H139V214H137V212H134ZM150 214H148L147 216L149 217V218H151V219H154V218H156L155 216H153V217H150V216H152V215H150ZM160 213H158V216H160L159 215ZM188 214V215H187ZM193 214V215H192ZM115 215H116V217H115ZM150 215V216H149ZM187 215V216H186ZM199 215V216H198ZM147 216H145L146 218H147ZM190 216H192V218H190ZM35 217V218H36ZM57 217H58V219H57ZM113 217H114V220H113ZM116 218V219H115ZM138 218V220H139V216L137 217ZM141 218H143V217H141ZM146 218H143L144 220H142V222H141V220H139L138 222H141V223H138V224H136V225H140V227H146V226H148L151 222V219L149 220V218L148 219H146ZM188 218V217H187ZM118 219V220H117ZM157 219H159L158 217H157ZM156 219V220H157ZM162 215H161V217H160V219L159 220H157L156 222H161L162 220ZM197 219V220H196ZM35 220V221H36ZM56 220V221H55ZM119 220H120V222H119ZM36 221V222H37ZM44 221H45V223L46 222H48L49 221V225H48V223H44ZM116 221H118V223L120 224V226H119V224L118 223H116ZM153 221V220H152ZM154 221H155V219H154ZM54 222V223H53ZM148 222V223H147ZM191 222V223H190ZM194 222H196V223H194ZM46 225V227H43L44 226V224ZM59 224V227H57L58 225L57 224ZM146 223V224H145ZM95 224V225H94ZM39 225H43V226H40V227H42V229L39 227ZM146 225V226H145ZM199 225V226H198ZM217 225V224H216ZM215 224H210V225H208V226H206L205 228L204 227H202V232L204 233V236L206 237V240L208 241H206L205 239V242L203 241V243H201L200 242V244H198V245H196L195 247H194V251L196 252V253H201V252H205V250H207L208 249V247H210L211 248V245H213V244H217L216 243V241H214V239H216V237H217V233H219V232H221V230H222V228L221 227H219L218 225L216 226ZM48 226V227H47ZM91 226L93 227V228H91ZM90 227V228H89ZM98 229H99V226H96ZM214 227V228H213ZM56 228H58V229H56ZM89 228V229H88ZM139 228V227H138ZM138 228H137V230H138ZM218 228H221V230H219ZM92 229V230H91ZM94 229L96 230V231H94ZM140 229V228H139ZM205 229V230H204ZM89 230H91V232L89 231ZM127 230V231H126ZM54 231H56V232H54ZM93 231V232H92ZM200 231H201V229H200ZM210 232H211V234H210ZM247 232V233H246ZM249 231H245L244 232V234L249 238V237H251L252 236V233L251 232H249ZM94 233H96V234H94ZM207 233V234H206ZM250 233H251V235H250ZM207 236H206V235ZM215 235V236H214ZM250 235V236H249ZM76 236V237H75ZM78 236V237H77ZM99 236V235H98ZM209 236V237H208ZM76 239V244H75V241H74V238ZM80 237H82L81 239L82 240H84V241H80V240H78L77 238H80ZM247 237H245V238H247ZM163 239H165V238H163ZM74 241L73 242V244L75 245V246H72L73 244H72V242L71 241ZM85 240H86V243H87V246H85V244H83L82 242H84L85 243ZM80 241V242H79ZM88 241V242H87ZM215 242V243H213V242ZM91 242H93L92 240H91ZM238 242V241H237ZM65 243V244H64ZM80 243V244H79ZM82 243V244H81ZM210 243H213V244H210ZM72 244V245H71ZM80 246H78V245ZM238 244V243H237ZM236 244V245H237ZM31 246H26V248H25V251L26 252H28V255H30L29 253H31V255H30V257L31 256H33V255H35V254H37L38 253V251L36 250V248H35V246L34 245H32V244H30ZM82 245V246H81ZM209 245V246H208ZM239 245H241V243H239ZM72 246V247H71ZM78 246V249H76L75 247H77ZM207 246V247H206ZM218 246V245H217ZM217 246H215V245H213L212 247H217ZM66 247V248H67ZM202 247V248H201ZM34 248V249H33ZM72 250H71V249ZM209 248V249H210ZM74 249V250H73ZM197 249V250H196ZM66 251V252H65ZM132 251H134V253L137 251H139L138 249H134V250H132ZM67 252V253H68ZM73 252H71V253H68L69 255H67V253H66V255H64V253L63 252H61V253H63V255H60L61 253H54V254H57V257H56V255L53 257V254L51 255V257L50 256H48V257H50L48 260L46 259V261H48V263H51V264H57L56 262L54 263L53 261L51 262V260H54L55 259V261H58V263L59 264H71L72 262L71 261H73L72 260V256L74 257V254H73ZM80 252V253H79ZM136 252V253H137ZM140 252V251H139ZM242 252V255H240L239 254V256H241L242 258L241 259H239L240 261L241 260H245L246 258H248V257H250V256H248L249 254L247 253V251L245 252V251H241ZM135 253V254H136ZM244 253V254H243ZM245 253H247L248 255H246ZM42 254V253H41ZM72 254V255H71ZM132 254V255H131ZM139 254V253H138ZM137 254V255H138ZM141 254V253H140ZM60 255V256H59ZM129 255H131V256H129ZM129 255H127V256H129V258H132V260L133 259H136L137 257V255H133V253H129ZM59 256V257H58ZM63 256L65 257V258H63ZM126 256V258H128ZM138 256H140V255H138ZM186 256V254L184 253V254H181L180 255V257L181 258H184ZM248 256V257H247ZM54 259H53V258ZM57 259H56V258ZM62 257V258H61ZM15 258V257H14ZM32 258V257H31ZM52 258V259H51ZM62 260H61V259ZM35 260V261H34ZM61 260V261H60ZM131 260V259H130ZM15 261V260H14ZM246 261H249V262H251L252 263V259L250 260V258L249 259H246L245 260V262H244V264H251V263H246ZM13 262V260L11 261V262H8V263H10V264H13L12 263ZM3 263H5V264H8L6 261L5 262H2V263H0V264H3ZM243 264V262L241 261L239 264ZM30 264H39L37 261H36V257H34V259L32 260L31 259V261H30Z\"/></svg>",
    "mask_w": 264,
    "mask_h": 264
}]
</instances>
